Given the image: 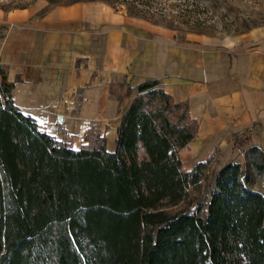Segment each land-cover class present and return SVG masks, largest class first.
<instances>
[{
	"label": "trees",
	"instance_id": "obj_1",
	"mask_svg": "<svg viewBox=\"0 0 264 264\" xmlns=\"http://www.w3.org/2000/svg\"><path fill=\"white\" fill-rule=\"evenodd\" d=\"M157 85L110 84L113 149L89 129L73 150L13 106L1 75L0 264H264V197L245 170L260 175L264 151L244 133L234 146L245 166L221 165L206 194L168 211L204 180L209 160L183 170L178 152L197 124Z\"/></svg>",
	"mask_w": 264,
	"mask_h": 264
},
{
	"label": "crops",
	"instance_id": "obj_2",
	"mask_svg": "<svg viewBox=\"0 0 264 264\" xmlns=\"http://www.w3.org/2000/svg\"><path fill=\"white\" fill-rule=\"evenodd\" d=\"M0 73L11 84L13 106L73 150L93 127L114 142L119 117L110 84L157 80L197 124L194 140L178 152L184 171L207 160L218 169L240 165L244 149L234 143L244 133L264 151V38L213 42L97 2L34 4L0 10ZM105 148L111 151L106 141Z\"/></svg>",
	"mask_w": 264,
	"mask_h": 264
},
{
	"label": "rangeland",
	"instance_id": "obj_3",
	"mask_svg": "<svg viewBox=\"0 0 264 264\" xmlns=\"http://www.w3.org/2000/svg\"><path fill=\"white\" fill-rule=\"evenodd\" d=\"M72 2L101 3L112 11L168 29L179 36H198L213 42L235 38L256 42L264 38V0H0V10L26 9L34 4H45L47 9ZM124 107L123 103L122 109ZM92 130L99 135L103 134L97 128L93 127ZM105 133L108 132L105 130ZM105 141L107 149L112 150L113 140H110L109 134L105 135ZM219 165L215 160L209 161L204 180L188 191L184 204L168 211L178 210L206 194L211 187V177ZM240 166H245L244 156ZM245 170L251 179L250 189L264 197V170L260 175L249 166Z\"/></svg>",
	"mask_w": 264,
	"mask_h": 264
}]
</instances>
